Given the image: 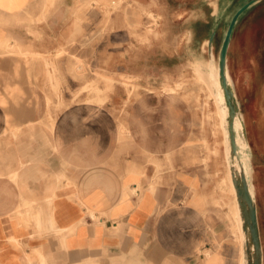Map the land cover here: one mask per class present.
I'll list each match as a JSON object with an SVG mask.
<instances>
[{
  "label": "crops",
  "instance_id": "0c3cea01",
  "mask_svg": "<svg viewBox=\"0 0 264 264\" xmlns=\"http://www.w3.org/2000/svg\"><path fill=\"white\" fill-rule=\"evenodd\" d=\"M103 1L109 15L117 0ZM45 2L0 0V264H239L217 217L222 208L231 233L218 184L222 160L209 178L169 169L155 175L136 158L117 171L110 147L97 151L94 128L63 124L73 105H62V65L69 48L77 64L79 35L69 23L78 15L64 14L65 0L43 14ZM45 65H55L54 81Z\"/></svg>",
  "mask_w": 264,
  "mask_h": 264
},
{
  "label": "rangeland",
  "instance_id": "374dc122",
  "mask_svg": "<svg viewBox=\"0 0 264 264\" xmlns=\"http://www.w3.org/2000/svg\"><path fill=\"white\" fill-rule=\"evenodd\" d=\"M73 2L74 7L65 3L64 14L78 15L69 25L78 31L79 50L73 60L79 62L71 65L69 48L62 65V105L64 110L73 108L63 124L84 131L94 128L97 151L110 147L106 152L114 170L122 171L127 159L136 158L144 169L151 165L155 175L169 169L177 175L206 172L209 178L212 166L222 160L221 153L210 154L211 148L221 147V135L207 116L210 108L192 64L208 60L206 41L212 35L214 57L219 59L231 20L246 0H124L109 15L103 0ZM150 13L159 16L157 22ZM152 26L157 35L148 32ZM227 65L248 131L264 255V0L235 26ZM80 138L82 142V134ZM222 171L218 181L225 167ZM220 209L223 241L235 244Z\"/></svg>",
  "mask_w": 264,
  "mask_h": 264
},
{
  "label": "bare ground",
  "instance_id": "6f19581e",
  "mask_svg": "<svg viewBox=\"0 0 264 264\" xmlns=\"http://www.w3.org/2000/svg\"><path fill=\"white\" fill-rule=\"evenodd\" d=\"M45 1H46L45 2L46 5H44L45 9L43 11V14L46 13V10L49 8L50 4L53 3L55 0H45ZM116 2H117V5L115 7V10L120 8V6L123 3V0H117ZM158 18L159 16L156 17V19ZM156 25H158V23ZM49 42H51V40H49ZM0 47H1L0 50H2L3 49L2 46ZM206 47H207V52H208V60H204V59L196 60L192 65H198V66H196L192 72H193V75L196 77L197 81L199 82L198 84L199 89L205 93V97H206L205 102L207 106H209L210 108L208 110L207 116L210 120L214 121V124L216 125L215 131L221 135V141H220L221 151L219 148L218 149L214 148L213 150H210V154L213 156H217L219 153L222 154L221 159L225 167V172L220 181L221 183H219V187L224 191V201L230 207V210L228 212V217L233 221V226L231 227V233L235 237V245H236L235 247L238 248L239 264H264L263 247L261 246V244L258 243V241L254 239L253 230H252V226L250 223L252 209H253V206L256 205V191L254 189V184L251 182V175H252L253 169L250 163V155L247 152L249 149V143H248V135H247L248 131H247L246 123H245V117L241 111L240 104L237 103L238 108H237V112L233 119L234 131H235V136H236L235 137L236 146H237V151L234 152L232 148L231 138H230V120H229L230 113H229V107L227 105L226 98H225V91L221 83L219 59L217 60L215 59L214 46L210 41H206ZM28 50H25V52ZM16 53L20 57H23L25 54L20 49ZM13 55H14V52H13ZM55 65H45V68H46L45 73H47L46 76L48 77L50 81H54L55 79V76H54L55 73L51 72L50 70V67L51 66L55 67ZM205 67L207 69L206 73L203 69ZM227 80H228L229 87L231 88L233 93L236 95L234 84L232 82L229 71H227ZM107 81L111 83L112 79L107 80ZM91 88L94 89L96 92H99L98 88L96 87L95 88L91 87ZM168 90L175 91L176 89L169 88ZM247 192L249 194L250 200L248 197H246Z\"/></svg>",
  "mask_w": 264,
  "mask_h": 264
},
{
  "label": "water",
  "instance_id": "95a60500",
  "mask_svg": "<svg viewBox=\"0 0 264 264\" xmlns=\"http://www.w3.org/2000/svg\"><path fill=\"white\" fill-rule=\"evenodd\" d=\"M260 0H249L247 3H245L243 6H241L236 13L234 14L231 23L228 27L227 33L225 35L220 54H219V68H220V77H221V83L225 91V98L227 105L229 107V113H230V138L232 142V148L234 152L237 151V146H236V139H235V131H234V124H233V119L234 116L237 112V97L231 90L228 84L227 80V71H228V53H229V48L231 45L232 41V36L234 33L235 26L237 25L239 19L241 16L247 12L251 7L259 3ZM213 38L214 35L211 36L209 41L213 44ZM246 197L249 198V194L247 192ZM250 200V198H249ZM250 223L252 226L253 230V236L256 241H258L259 244L262 246V240H261V233H260V227H259V219H258V211H257V205L253 206L251 217H250Z\"/></svg>",
  "mask_w": 264,
  "mask_h": 264
}]
</instances>
